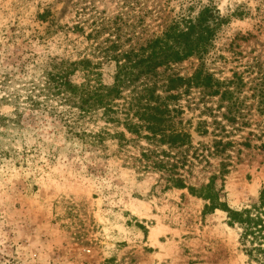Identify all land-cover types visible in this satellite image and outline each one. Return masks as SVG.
<instances>
[{
  "label": "rangeland",
  "instance_id": "1",
  "mask_svg": "<svg viewBox=\"0 0 264 264\" xmlns=\"http://www.w3.org/2000/svg\"><path fill=\"white\" fill-rule=\"evenodd\" d=\"M64 1L0 0V113L11 114L16 104L26 110L12 143L17 153L0 164V264H254L224 210L204 211L207 201L186 189H164L159 172L141 170L111 143L85 150L67 139L49 112L29 109L24 87L39 79L51 57L77 60L92 53L90 41L60 31L77 19L74 9L62 8ZM93 2L111 14L118 7L116 0ZM147 5L161 9L162 18L181 7L192 6L194 14L203 5L227 18L204 67L220 81L234 77L232 98L222 101L192 88L174 101L181 109L175 120L192 130L198 151L185 167L188 181L198 184L226 168L220 200L233 209L251 207L264 187V123L256 96L264 78V0ZM43 11L54 14L49 34L47 22L37 18ZM145 19L157 29L158 20ZM198 64L190 57L163 75L189 76ZM99 71L104 83L112 82V64ZM201 120L205 134L193 130ZM215 139L222 140L217 152Z\"/></svg>",
  "mask_w": 264,
  "mask_h": 264
},
{
  "label": "trees",
  "instance_id": "2",
  "mask_svg": "<svg viewBox=\"0 0 264 264\" xmlns=\"http://www.w3.org/2000/svg\"><path fill=\"white\" fill-rule=\"evenodd\" d=\"M93 1L62 2L63 9L75 10L77 19L60 27V31L65 35L71 31L90 41L92 53L77 60L51 57L39 79L24 87L29 109L49 112L67 139L76 140L85 150H102L111 143L116 151L139 163L141 170L159 172L164 189H186L207 201L204 211L224 210L227 224L239 228L238 240L248 263L264 264V187L257 203L233 209L219 196L228 169L214 172L198 184L189 182L191 171L185 167L198 151L192 144V130L179 127L175 120L181 109L174 101L192 88L207 96L219 95L222 101L232 98L234 77L220 81L204 67V56L227 18L211 5L201 6L194 14L192 6L181 7L172 16L162 18L161 9L148 6V0H116L118 7L113 14L99 10ZM49 12L37 15L47 22L45 34L50 33L54 19ZM145 17L158 20L156 30L150 29ZM90 56L99 59L94 61ZM190 57L199 61L191 75L174 71L163 75ZM104 63L113 65L112 82L108 84L100 78L99 67ZM260 85L256 96L264 123V78ZM19 106L16 104L9 115L0 113V164L17 153L12 143L26 111ZM193 130L207 133L206 121H199ZM221 143V139L214 140L215 152ZM132 149H138V153ZM217 179L222 181L220 187Z\"/></svg>",
  "mask_w": 264,
  "mask_h": 264
}]
</instances>
